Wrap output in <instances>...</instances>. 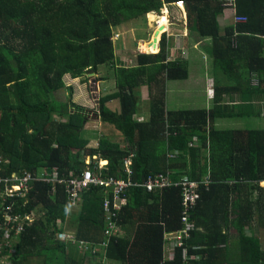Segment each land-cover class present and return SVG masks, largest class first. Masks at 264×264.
Returning <instances> with one entry per match:
<instances>
[{
  "label": "trees",
  "instance_id": "1",
  "mask_svg": "<svg viewBox=\"0 0 264 264\" xmlns=\"http://www.w3.org/2000/svg\"><path fill=\"white\" fill-rule=\"evenodd\" d=\"M179 1L188 40L208 42L213 70L228 80L213 85L207 109L167 110V85L186 79L190 64L180 57L168 62L164 40L158 54L135 56L134 68L115 63L113 31ZM229 5L246 22L220 35L218 18ZM160 21L162 33L163 16ZM102 66L114 67L115 85L100 95L97 117L124 147L103 132L90 134L97 148L87 147L84 110L64 83L65 76L84 82ZM246 75H255L257 85L242 81ZM143 86L149 102L140 121ZM63 90L68 101L57 100ZM225 94L241 101L226 105ZM256 96L261 106L252 102ZM110 101L117 111L107 107ZM263 109L264 0H0V178L54 170L68 179L94 170L95 163L84 164L93 156L106 162L103 177L124 178L123 160L132 155V182L157 173L172 182L152 192L129 187L111 234L103 202L112 194L102 187L84 192L71 214L64 184L34 180L23 198L3 200L0 183V224L4 213L33 216L19 233L13 229L11 240L0 239V264H85V255L98 256L100 264H264L258 235L264 233V128L255 125ZM217 120L241 122L240 128L215 127ZM190 182L197 199L188 216L195 227L184 240L187 259L181 248L167 259L164 235L182 227L183 183Z\"/></svg>",
  "mask_w": 264,
  "mask_h": 264
},
{
  "label": "rangeland",
  "instance_id": "2",
  "mask_svg": "<svg viewBox=\"0 0 264 264\" xmlns=\"http://www.w3.org/2000/svg\"><path fill=\"white\" fill-rule=\"evenodd\" d=\"M166 6V5H165ZM164 6V7H165ZM162 8L160 10L159 13H154L152 12L151 14L149 13L148 18L146 20V24L145 22H143V20L145 19H140V20H135V21H131L128 24H125L124 26H122V28H118L116 29V31H113V48L115 49L114 54H116L115 56V62L117 60V65L119 66H125V67H130L132 65H135L136 62L130 64V60L131 59H136L135 56L139 55V51H141V46H149L148 43L152 42L153 40V35H154V30L156 29L154 27V23L155 22H160V26L161 27V21L160 19L162 18V16H166V15H172L171 11L173 13H175L176 11H178V13H180L179 10L176 9H169V10H165V8ZM175 8V7H173ZM179 8V7H178ZM182 9H184V6L182 7ZM185 11V10H184ZM222 13V12H221ZM234 13V11H233ZM153 14V15H152ZM150 15L151 18H150ZM179 18V21L183 20L182 18H180V16H177V19ZM184 18H186V12H185V16ZM154 19V20H153ZM153 20V21H152ZM139 21V22H137ZM152 21V22H151ZM184 23L186 24V21L184 20ZM232 24L235 25L233 23V19H232ZM168 21H166V27H167ZM179 28V27H178ZM180 29V28H179ZM157 31V30H155ZM182 31V30H180ZM188 32V31H187ZM220 32V29H219ZM173 33V32H172ZM171 32L168 33L166 32L161 38H158V45L160 48V45L163 41L160 42L161 40H164L166 43V49H169V47H173L174 48V52H172L168 58V62L169 61H173L178 59L179 57L183 60L186 61L188 58V49H192L195 45H201L204 44L203 41H199V43H192V41H187L189 47H187V45L183 44L182 39H184L186 36L185 35H179V36H174L177 35L176 33H174V35ZM189 33V32H188ZM187 33V34H188ZM223 33V31H222ZM171 34V36H170ZM184 34V33H183ZM221 34V32H220ZM166 35V37H165ZM170 36V37H167ZM222 35V34H221ZM188 39V37H187ZM186 39V40H187ZM143 42V43H142ZM123 46H119V44ZM192 43V44H191ZM151 47V46H150ZM151 49V53L153 55L158 54V51L160 50H154L153 48ZM148 52V51H147ZM149 52V53H150ZM198 56H201V62L203 63V61L207 62L205 60V56L204 54L201 53V51L198 50ZM122 57V58H121ZM196 65H190V67H188V72L189 75L187 76L186 79H182V80H177V81H172L168 84V91H170V94L174 91V94L170 95V99L167 98V102H168V106H167V110H201V109H207L210 108L212 105V101L211 100H206V96L204 94V92H207L209 88H205L203 85L199 84L200 82L204 83L203 80L200 79L199 76L194 75V72L196 71ZM208 66V64H207ZM212 66V65H211ZM193 67V73H191ZM191 73V74H190ZM106 73H95V75L91 76L90 73L87 75L86 80L84 82L81 83H77L80 86H78L77 90H73V103H75V105L82 107L84 112V116L86 117V121L84 124V131H86V133H83V135L89 134L87 135V137H89V142L87 144V147L91 146L93 149L97 148V144L98 141L96 140V138H93L92 135H90L91 133H95V134H100L103 132L104 135L105 130L102 129V126L100 125V121L98 120L97 117V106H98V99L100 97V95L102 94V92H104V88H105V83L106 81L103 79H100V77H107L105 76ZM194 75V76H193ZM69 76H65L64 77V83L66 86H69V82H67V78ZM110 77V76H109ZM96 80V86H93V82L92 79ZM93 79V80H94ZM79 82V81H77ZM143 95L142 97H147L146 99L149 100V94L146 95V91L143 90ZM70 92L68 90H63L61 92L57 93V100L60 101H65V100H69L68 96H69ZM146 100V101H148ZM117 102V101H116ZM116 102L115 101H110L109 103H107V107L114 111L116 110ZM149 102V101H148ZM256 105V103H255ZM142 109V106H141ZM144 111V110H143ZM147 108H146V114H147ZM145 113V112H143ZM259 121H253L252 120V124L251 126L253 127L254 124L257 126L258 124L261 125L262 128H264V109L263 111L259 112ZM145 117V116H144ZM141 121H143V119H141ZM238 124V125H237ZM241 122L238 121H229V120H225L222 121L220 126H231V127H236V128H240ZM102 133V134H103ZM113 139L114 136H113ZM112 140V139H111ZM96 141V143H94ZM116 142V141H115ZM118 143V142H116ZM120 144V143H118ZM89 145V146H88ZM124 147V144H121ZM121 146V147H122ZM89 147V148H91ZM91 158V157H86V159H84V164L88 165L90 163H95L97 164V166H99L98 163V159L95 156V158H91V161L89 163H87V159ZM54 172V170L49 171V173L47 174V177H50V175H52ZM38 174V173H37ZM40 175V174H39ZM38 175V176H39ZM1 180H4V178H0ZM3 182V181H1ZM261 187H264V182H261L259 184ZM16 192H14V189H11V191H7L6 195L11 198ZM5 195V194H4ZM78 210L72 209V214H77ZM7 213H4V218L7 221V217H6ZM33 216H30V219H32ZM66 228H68V224L66 223ZM70 233H72L73 231H71V229L68 230ZM68 232V233H69ZM69 233V234H70ZM258 235H260L261 237V246L264 249V233L262 232L261 234L258 233ZM63 240L67 241V238H63ZM87 246L86 243H84V245H80L79 244V255L81 256L83 251H84V247ZM165 250V247H164ZM98 249L96 248V250H92L91 252H97ZM89 256L85 255V264H87V260H88ZM167 258V256H166ZM1 261H3V259H0ZM35 259H31L29 261L28 264H35ZM118 264L117 262H109L108 264ZM106 264V263H105Z\"/></svg>",
  "mask_w": 264,
  "mask_h": 264
},
{
  "label": "built area",
  "instance_id": "3",
  "mask_svg": "<svg viewBox=\"0 0 264 264\" xmlns=\"http://www.w3.org/2000/svg\"><path fill=\"white\" fill-rule=\"evenodd\" d=\"M176 7H183V3L181 1L175 3ZM244 18H240V16H236L233 14V23L234 24H243L245 23ZM160 22H155L154 27L155 30H159ZM154 30V31H155ZM166 32L161 33L159 38H161ZM162 40L160 39L159 44ZM159 47V45H158ZM159 50V48H158ZM173 51V50H171ZM159 52V51H158ZM170 52V49H169ZM141 55H149L151 52H145L143 49L139 51ZM131 156L124 158L123 167L125 171L124 178H113L108 177L105 178L101 175L100 170L102 166L99 164H95L94 170L89 168H85L81 175L71 174V177L68 179H61L53 172L50 177H47V172L41 171L39 174L32 176L31 174L25 173L19 176L12 175L10 178H5L4 180L0 179V183L4 184V191L1 196L3 200L7 199H18L23 198L28 189V185L30 182L34 180H42L46 182L52 183H60L65 185L68 206L69 210L75 209L80 205L81 196L84 192L88 191L91 186H99L105 189L106 192H110L112 194V201L105 200L103 202V211L105 213L106 227L105 233L111 234L117 231L116 224L114 223V217L116 213H118L122 207H124L127 203L126 192L129 187H142L146 189L147 192H152L154 189L164 188L166 186L172 185L170 181V176L164 175L162 173H157L154 175H149L146 180L142 184H137L131 181L132 171L130 169L131 165ZM95 158V156H93ZM88 163V162H87ZM39 175V176H38ZM3 181V182H1ZM174 185H177L176 183ZM184 186V199L182 201V213H181V223L182 227L177 232L167 233L164 235V240L166 241L165 253L167 259H171L173 257V252L177 248H181V256L183 260L187 259V250L184 248V240L190 237V232L194 229L195 225L192 222L188 221L189 212L192 210V206L195 204V200L197 196L193 192V188L196 186L194 182L183 183ZM14 189L16 192L11 198L6 195L7 191H11ZM5 194V195H4ZM31 215H25L21 218L18 215H11L7 213L3 224H0V239L2 241H9L12 238V231L15 229L14 234L19 233L22 230V223H30L32 219H30ZM14 224H16V228H14ZM1 244H0V253H1Z\"/></svg>",
  "mask_w": 264,
  "mask_h": 264
},
{
  "label": "crops",
  "instance_id": "4",
  "mask_svg": "<svg viewBox=\"0 0 264 264\" xmlns=\"http://www.w3.org/2000/svg\"><path fill=\"white\" fill-rule=\"evenodd\" d=\"M173 7H175V8H173ZM164 8H165V10L176 9V10L180 11V13H178V11H176L175 13H173L171 11L172 15H166V16L164 15V18H166V21H168V24H169L166 27V32H168V33H170V32L172 33L173 32L172 33L173 35H174V33H176L177 35H174V36L185 35L186 37L184 39H182V41H183V44H185V45H187V47H189L188 42H187V41H189L187 39V37H188L187 33L188 32H187V29H186V24L184 23V20L186 21V18H184V16H185L184 9H182L180 7L178 8V7L174 6V5L173 6H165ZM233 11H234V9L231 7V5H229L227 8L223 9L221 15L219 16L218 23H219V29H220L221 34H222L223 29H225V28H227V27L232 25V19H233V14H234ZM148 15H146V19L143 20V22H145V24H146V20L148 18ZM177 16H180V18H182L183 20L179 21V18L177 19ZM137 22H139V21H137ZM180 30H182V31H180ZM170 36H171V34H170ZM170 36L167 35V37H170ZM165 37H166V35H165ZM119 46L120 47L123 46V43H122V45L119 44ZM201 46H203V49L201 48ZM208 47H209V43L205 41L204 44L198 45V47H197V45H195L192 49H188L187 51H188L189 55H188V57H187L188 59L186 61L190 65H193V64L196 65L195 66L196 67V71L194 72L193 71V67H192L191 73L194 72V75L199 76L200 79L204 81V83L200 82L199 84L203 85L205 88H209L207 92H204V94L207 97L206 100H211V97H212L211 93H212L213 85H215L216 83L217 84H223V83L228 84V80L226 79L225 76H222L219 72L213 70V67L211 66V59L209 58L208 52H207V50H208L207 48ZM200 48H201V50H200ZM169 49H170V52H169V56H170V54L172 52H174V48L173 47H169ZM171 50H173V51L171 52ZM198 50L201 51L202 54H204L205 60L207 62H205V61H203V63L201 62V56H198ZM114 52H115V49H114ZM115 56H116V54H115ZM134 62H135L134 59L130 60V64H132ZM115 63H117V60H116ZM207 64H208V66H207ZM117 66H119V65H117ZM122 67H125V66H122ZM134 67H135V65H132L130 67H125V68H134ZM113 68L114 67H111V66L110 67L109 66H102V67H99L97 72H96V73H102V74L106 73L105 76H107V77H103V78L100 77V79H103V80L106 81V83L104 85L105 88L103 89L104 92H102V94H106V93L112 92V90L114 88L115 83H114V71H113ZM90 75L93 76V75H95V73L91 72ZM188 75H189V73H188ZM66 78H67V82H69V86L68 87H72L73 90H77L78 86H80L77 83L83 82L81 79H72L70 77H66ZM245 78H246L245 80H242V78H239L236 81L238 82V81L242 80V81L247 83L248 80L250 79V85H252V86L257 85L258 79H257V77L255 75H252L251 78L246 75ZM77 81H79V82H77ZM94 82L96 83L95 79H94ZM95 83H93V86H96ZM167 88H168V85H167ZM143 90L146 91V95H148V93H149L148 92V88L146 86H143V87H141L139 89L140 96H141V101H142V105H143V110H144V111L142 110L141 115L139 116V118H137V120H140V121H141V119L144 118L145 113H146V108L148 107L147 106L148 105V101H146V100H148V99H146L147 97H144V98L142 97V95L144 93ZM172 94H174V91L170 94V91H168V89H167V98L168 99H170V95H172ZM220 97L222 98L223 103H226V105H230V103H234L233 100L235 102L236 101H238V102L241 101L240 96L237 95V94L236 95L235 94L234 95L225 94V95H220ZM252 102L254 103V105L256 103L257 106L258 105L261 106L262 98L259 97V96H256L252 100ZM117 110H118V103L116 102V110H114V111H117ZM143 112H145V113H143ZM222 121H225V120H217L216 122H214V126L215 127H220V128H230L231 127V126H220ZM100 125L102 126L101 123H100ZM102 129L105 130V133H106L105 136L108 137L110 140L112 139L111 141H114V142L116 141V142L120 143L119 144L120 146H122L121 144H124V142L122 141L121 137L117 133H113L111 128H108V127L104 128L102 126ZM113 136H114L115 139H113ZM94 143H96V141ZM97 146H98V144H97ZM89 147H91V146H89ZM87 264H100L99 260H98V256H96V257L89 256V258L87 260Z\"/></svg>",
  "mask_w": 264,
  "mask_h": 264
},
{
  "label": "water",
  "instance_id": "5",
  "mask_svg": "<svg viewBox=\"0 0 264 264\" xmlns=\"http://www.w3.org/2000/svg\"><path fill=\"white\" fill-rule=\"evenodd\" d=\"M159 31H161V29H159V30L154 32L152 42L148 43L149 47L151 46L150 48H153L155 51L158 50V41H157V39L159 38L158 37V32ZM92 82L95 83L94 80H92Z\"/></svg>",
  "mask_w": 264,
  "mask_h": 264
},
{
  "label": "bare ground",
  "instance_id": "6",
  "mask_svg": "<svg viewBox=\"0 0 264 264\" xmlns=\"http://www.w3.org/2000/svg\"><path fill=\"white\" fill-rule=\"evenodd\" d=\"M163 19H164V26H165V24H166V18H164V16H163ZM158 29H160V27H159ZM165 29H166V26H165ZM161 31H162V29H161ZM161 31L158 32V37L161 35ZM165 32H166V30H165ZM162 33H163V32H162ZM157 41H158V39H157ZM141 49H143V51L147 52V51L145 50V47H144V46H141ZM90 161H91V158H88V159H87V162L89 163ZM98 163L102 166V168H103L104 166H106V162L103 161V160H98ZM76 208H77V207H76Z\"/></svg>",
  "mask_w": 264,
  "mask_h": 264
},
{
  "label": "clouds",
  "instance_id": "7",
  "mask_svg": "<svg viewBox=\"0 0 264 264\" xmlns=\"http://www.w3.org/2000/svg\"><path fill=\"white\" fill-rule=\"evenodd\" d=\"M175 6V5H174ZM154 25H155V23H154ZM155 32V31H154ZM160 49V48H159ZM160 51V50H159ZM159 53V52H158ZM149 55H153V54H149Z\"/></svg>",
  "mask_w": 264,
  "mask_h": 264
}]
</instances>
